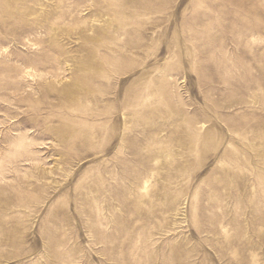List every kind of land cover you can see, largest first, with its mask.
Wrapping results in <instances>:
<instances>
[{
    "label": "rangeland",
    "instance_id": "obj_1",
    "mask_svg": "<svg viewBox=\"0 0 264 264\" xmlns=\"http://www.w3.org/2000/svg\"><path fill=\"white\" fill-rule=\"evenodd\" d=\"M0 264H264V0H0Z\"/></svg>",
    "mask_w": 264,
    "mask_h": 264
},
{
    "label": "bare ground",
    "instance_id": "obj_2",
    "mask_svg": "<svg viewBox=\"0 0 264 264\" xmlns=\"http://www.w3.org/2000/svg\"><path fill=\"white\" fill-rule=\"evenodd\" d=\"M77 79V78H76ZM89 81V80H88Z\"/></svg>",
    "mask_w": 264,
    "mask_h": 264
}]
</instances>
